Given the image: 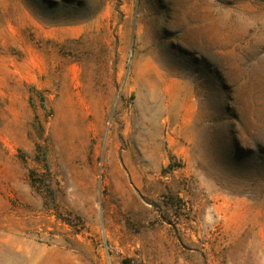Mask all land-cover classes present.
Instances as JSON below:
<instances>
[{
    "label": "rangeland",
    "instance_id": "374dc122",
    "mask_svg": "<svg viewBox=\"0 0 264 264\" xmlns=\"http://www.w3.org/2000/svg\"><path fill=\"white\" fill-rule=\"evenodd\" d=\"M0 264H264V0H0Z\"/></svg>",
    "mask_w": 264,
    "mask_h": 264
}]
</instances>
